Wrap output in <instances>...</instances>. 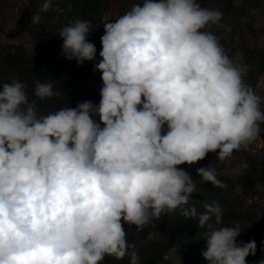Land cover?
Segmentation results:
<instances>
[{"label": "clouds", "instance_id": "9594fccd", "mask_svg": "<svg viewBox=\"0 0 264 264\" xmlns=\"http://www.w3.org/2000/svg\"><path fill=\"white\" fill-rule=\"evenodd\" d=\"M51 8L43 0L41 11ZM221 20L200 0H138L105 21L93 67L102 80L98 104L38 114V101L60 96L52 80L36 81L33 98L18 79L0 85V264H102L106 257L139 264L124 224L155 229L177 209L207 229L201 255L208 264L255 256V240L238 241L243 230L224 225L218 201L198 211L190 198L197 181L180 167L208 153L224 163L264 136V96L209 30ZM91 31L87 20L61 29L66 60L96 59ZM231 171L196 170L201 183L220 188L219 176Z\"/></svg>", "mask_w": 264, "mask_h": 264}, {"label": "trees", "instance_id": "16d2710c", "mask_svg": "<svg viewBox=\"0 0 264 264\" xmlns=\"http://www.w3.org/2000/svg\"><path fill=\"white\" fill-rule=\"evenodd\" d=\"M203 7L213 4V0L200 1ZM43 0H27L22 10V20L14 36L31 33L34 36L35 48L30 51L23 44L0 45V85L12 79L25 82L30 98L34 95L36 81L52 80L60 96L38 101V114H46L55 109L71 106L75 107L80 96L89 92L88 80L95 73L93 67L101 57V36L104 34L103 24L106 14L110 10L113 0H52V8L41 11ZM226 14L231 11L227 9ZM40 17V23L33 25V16ZM76 20H87L92 23V30L88 40L95 45L96 59L77 64L76 60H66L62 54V39L59 32L65 26ZM248 70L244 76L246 82L254 89L257 88L259 77L264 74V47H254L247 50ZM242 163L249 167L241 170L236 177L229 178L220 175L226 184L220 188L210 183L200 182L196 170L200 167L213 165L218 173H223L226 164L211 162L203 159L191 167L181 165L197 181V192L190 198L198 211L202 212L204 203L218 201L223 208L224 225L239 224L243 230L238 241L255 240L256 254L246 258V264H255L264 259V198L260 190L261 169L256 159L245 155ZM261 206H263L261 208ZM156 227L136 231L133 225L124 224L127 239L135 244L140 257L139 264H208L202 257L206 250V240L203 238L206 228H199L194 219L185 220L179 209L163 215L155 222ZM155 231L153 240H148V233ZM175 246L178 251L169 260L163 256ZM102 264H128V257L116 260L106 257Z\"/></svg>", "mask_w": 264, "mask_h": 264}, {"label": "rangeland", "instance_id": "374dc122", "mask_svg": "<svg viewBox=\"0 0 264 264\" xmlns=\"http://www.w3.org/2000/svg\"><path fill=\"white\" fill-rule=\"evenodd\" d=\"M136 2L138 0H113L111 8L106 14V21L114 22L115 18L128 11ZM26 5L27 0H0V45L23 44L30 51L34 50L33 34L25 33L22 36H14L22 20V10ZM207 7L219 9L222 12L220 24L209 30L218 36L229 57L236 63L246 65L248 70L247 50L264 47V0H213V4ZM227 9L231 11L229 14L225 12ZM88 86L89 92L81 95L78 103L92 101L94 104H98L102 87L100 72L96 71L90 77ZM255 91L264 96V74L259 77ZM96 119L98 120V117ZM216 155L217 153H208L205 159L211 162L216 159ZM245 155L256 159L259 163V168L262 170L259 184L264 198V136L251 145L247 151L234 152L233 156L224 162L225 169L232 170L227 177L237 176L241 171L240 166Z\"/></svg>", "mask_w": 264, "mask_h": 264}]
</instances>
